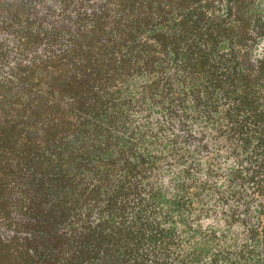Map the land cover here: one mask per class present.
I'll use <instances>...</instances> for the list:
<instances>
[{
    "label": "trees",
    "instance_id": "trees-1",
    "mask_svg": "<svg viewBox=\"0 0 264 264\" xmlns=\"http://www.w3.org/2000/svg\"><path fill=\"white\" fill-rule=\"evenodd\" d=\"M0 264H264V0H0Z\"/></svg>",
    "mask_w": 264,
    "mask_h": 264
},
{
    "label": "rangeland",
    "instance_id": "rangeland-1",
    "mask_svg": "<svg viewBox=\"0 0 264 264\" xmlns=\"http://www.w3.org/2000/svg\"><path fill=\"white\" fill-rule=\"evenodd\" d=\"M217 160H218V164L220 165V169H226V168H228L230 166L229 165L230 164V161L227 160L226 158L217 157Z\"/></svg>",
    "mask_w": 264,
    "mask_h": 264
}]
</instances>
